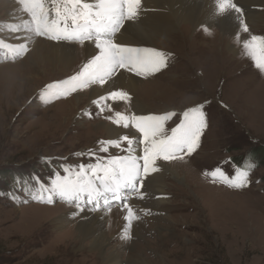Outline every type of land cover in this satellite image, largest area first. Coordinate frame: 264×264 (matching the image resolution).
<instances>
[{
	"label": "rangeland",
	"instance_id": "obj_1",
	"mask_svg": "<svg viewBox=\"0 0 264 264\" xmlns=\"http://www.w3.org/2000/svg\"><path fill=\"white\" fill-rule=\"evenodd\" d=\"M10 1L0 4V41L13 40L8 27L15 24ZM194 1L201 4L203 0ZM259 1L257 19L248 22L245 15L241 17L247 32L234 11L221 16L238 26L230 32L215 27L217 23L180 29L177 21L169 19L161 26L165 38L157 36L152 47L140 44L165 53L167 65L153 75L136 76L143 83L138 90L114 87L112 91L123 90L131 100H101L103 110L93 103L101 96H86L92 86L66 98L40 95L45 85L79 71L87 61L85 55L75 57L67 70L36 72L29 60L30 48L12 59L15 53L4 52L5 45L0 47V264H106L104 255L90 249L88 239L81 249L74 241L68 242L77 236L81 218L75 204L58 197L53 203L34 197L57 175L63 177L66 168L79 171L81 165L127 154L123 151L126 141L119 148L103 142L123 135L131 138L133 133L142 139L135 129L113 123L116 112H175L165 123L170 134L183 111L198 105H203L207 122L199 147L183 160L158 161L160 171L143 181V199L135 193L126 196L137 217L130 226L123 218L127 210L118 201L110 209L93 210L83 202L80 206L103 215L101 230L109 236L110 246L118 248L121 262L132 257L146 264H264V72L243 48L251 36L264 37V0ZM234 3L244 11L241 0ZM26 72L31 76L22 83L20 75ZM78 94L83 96L76 105L71 98ZM98 123L115 126L121 133L108 139L102 130H96ZM105 146L108 150L101 151ZM136 148L142 155L143 145L137 143ZM176 164L180 179L168 168L175 169ZM248 165L249 184L242 189L229 188L204 175L219 167L232 177L236 169ZM158 187L164 192L163 200L155 194ZM47 196L44 192L45 200ZM126 227L127 239L123 238Z\"/></svg>",
	"mask_w": 264,
	"mask_h": 264
},
{
	"label": "snow or ice",
	"instance_id": "obj_2",
	"mask_svg": "<svg viewBox=\"0 0 264 264\" xmlns=\"http://www.w3.org/2000/svg\"><path fill=\"white\" fill-rule=\"evenodd\" d=\"M16 3L27 16L23 29L32 36L50 41L91 43L96 50L75 74L45 85L41 90V97L47 95L55 99L66 98L93 85L104 86L122 71L146 77L167 65L168 57L165 53L122 44L115 39L127 23L138 20L142 0H16ZM214 9V16L234 11L243 31H248L246 22L241 18L242 9L234 0H214ZM8 27L15 32L20 30L21 25ZM207 30L205 27V31ZM0 47H4L3 41H0ZM7 47L15 53L12 59L23 56L28 51L27 44ZM243 48L255 67L264 72V37L251 36L250 40L244 41ZM107 99L128 102L131 97L123 90H115L93 103L101 107L100 101ZM202 108L203 105H198L183 111L180 122L171 128L170 134L165 123L176 115L175 112L162 115L116 112L113 123L125 129H135L142 139L133 134L131 138L123 135L119 139L103 142L119 148L121 141H126L127 148L123 151L127 154L110 157L107 161L98 160L95 165H81L79 171L66 168L63 177L57 175L49 187H41V195L34 199L53 203L58 197L65 203L75 204L77 208H80L82 202L86 203L93 206V210L101 207L110 209L112 203L118 201L127 210L124 219L130 226L131 221L137 217L134 209L126 202V196L135 193L139 198H144L141 192L143 181L160 171L158 161L183 160L196 151L207 127ZM137 143L143 145L142 155L136 153ZM100 150L106 152L108 148L105 146ZM250 168L251 165L245 169H236L232 177L227 176L219 167L204 175L212 177L214 182L219 179V182L229 188L242 189L249 184ZM44 192L48 193L46 200ZM123 238H128L127 227Z\"/></svg>",
	"mask_w": 264,
	"mask_h": 264
},
{
	"label": "bare ground",
	"instance_id": "obj_3",
	"mask_svg": "<svg viewBox=\"0 0 264 264\" xmlns=\"http://www.w3.org/2000/svg\"><path fill=\"white\" fill-rule=\"evenodd\" d=\"M89 2H91V0H89ZM202 2L200 4V3H195L194 0H142L141 11L138 20L131 23H127L122 29V31L117 33L115 39L122 44L130 45L134 47H140V44L145 45V47L155 46V39L157 38V36H159V38L160 37L165 38V36L163 35V33H165V27L162 28L161 26L166 24L169 21V19H171V21L172 20L177 21L179 27L183 26V27H188L189 29H190L189 26H191V28L193 27L197 29L201 27L200 25L202 23H217V26L215 25V27H219L222 31L224 29L229 30V29L238 28V26L233 22V20L228 19L229 20L228 21L226 19H222L221 16L213 15L215 11L214 0L210 1V3L208 2L202 3ZM241 3H243L242 8L244 9V11H242V15H245L243 18H245L246 21L248 22H253L255 19H257V16H259L258 14L261 11L259 10V6L261 2L259 0H241ZM0 4H4V0H0ZM4 7L7 8L10 7L9 12L13 14L11 18L14 19L13 21L15 23L14 25H21V28H23V22L24 20L27 19V17L25 16L24 13L20 11V8L18 7V5H16L15 1L11 0L9 3V7L8 5H5ZM20 30L15 32L11 31L13 33V34L11 33L13 35V40L11 41L2 40V41L4 42V45L6 46V50L8 51H10V49L7 47L8 45H12L15 47L20 44H27L28 49L29 48L31 49V52L29 53V60H31L32 63H34V67H35L34 70L36 69V72L37 70H44L46 68H51L53 70L54 69L67 70L68 68H70L73 60L78 55L81 56V58L83 57V55H85L86 59L88 60L96 51L94 45L91 43H85V45L79 47H77L75 44L71 43L70 41H56L49 43V41L45 42L40 40L39 38L31 36V34L26 32L25 30H22L21 32ZM32 37L35 39L31 40ZM30 76H31V72H26L22 77L20 75L21 82L23 83L27 81ZM142 84H143L142 82L139 83V79L136 78V75L129 73L127 71H122L120 74H118L117 77L113 78L110 82H108L104 86L93 85L91 89L86 92L87 93L86 96L89 99L96 98L99 96H106V94L112 91L114 87L115 89L116 88L132 89L134 87V90H138L140 88V85ZM82 94H78L74 98H71L72 100H75L76 105L78 104L77 102L81 100L80 98L81 96H83ZM57 104L58 103L54 105ZM134 109H135V113L140 112V108L137 105ZM114 127L105 123H98L96 130H102L107 136V138L111 139L117 137L121 133V131L117 130L118 128L115 129ZM133 134L138 138V135L136 133ZM139 151L140 150H137L136 148V153L140 155ZM157 166L159 167L160 163H157ZM178 167L179 166L176 164L175 169L174 167L172 168L168 167V168H170L171 170L170 172L174 173V175L180 179L179 176L180 174H178L177 172ZM158 188L159 189L155 192V194L160 200H163L164 192L161 187ZM76 212H78L81 216V218L77 222V229H75L76 230L75 234L77 236H74L75 239L73 240L71 238V240H69L68 242L73 243L74 241V243H76L75 245L78 246L79 249H81L82 247H84L83 242L86 239H88L89 241L87 244L89 245L90 249L98 251L100 254H102V256L104 255V260L107 261L106 264H146L142 260L133 259L132 257L127 258L125 262H121L119 260L120 252L118 248L114 249L110 246L109 236L107 235L106 231L104 232L101 230V226L104 220L103 215L101 213H90L89 209H86L83 206H80V208H78ZM111 213L113 214L114 211H112ZM136 233L138 232L136 231Z\"/></svg>",
	"mask_w": 264,
	"mask_h": 264
}]
</instances>
